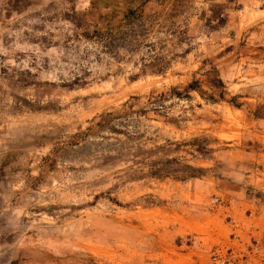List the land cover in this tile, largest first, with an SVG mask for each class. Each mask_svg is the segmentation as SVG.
I'll use <instances>...</instances> for the list:
<instances>
[{
	"label": "rangeland",
	"instance_id": "obj_1",
	"mask_svg": "<svg viewBox=\"0 0 264 264\" xmlns=\"http://www.w3.org/2000/svg\"><path fill=\"white\" fill-rule=\"evenodd\" d=\"M0 264H264V0H0Z\"/></svg>",
	"mask_w": 264,
	"mask_h": 264
},
{
	"label": "trees",
	"instance_id": "obj_2",
	"mask_svg": "<svg viewBox=\"0 0 264 264\" xmlns=\"http://www.w3.org/2000/svg\"><path fill=\"white\" fill-rule=\"evenodd\" d=\"M188 87H191V86L189 85ZM132 99H134V98H132ZM123 110L124 111H123V114L122 115H124V114L128 113L129 111H131L132 110V105H130V104L129 105H125V108H123ZM103 116L105 118H102ZM103 116H101L100 117L101 120L98 121V125L101 126V127H102L103 123L107 122L108 118H111L113 116V114L112 113H106ZM135 163L137 165L138 163H140V161L135 162ZM145 166L147 167V172L149 174H151V175H154V173L157 172V170L159 169V168H155L153 161H147V163L145 164ZM138 170H140V169L138 168Z\"/></svg>",
	"mask_w": 264,
	"mask_h": 264
}]
</instances>
